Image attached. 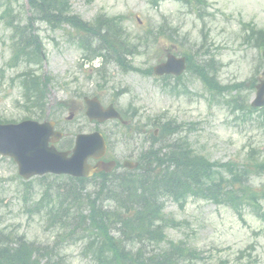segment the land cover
I'll list each match as a JSON object with an SVG mask.
<instances>
[{"label":"rangeland","instance_id":"1","mask_svg":"<svg viewBox=\"0 0 264 264\" xmlns=\"http://www.w3.org/2000/svg\"><path fill=\"white\" fill-rule=\"evenodd\" d=\"M208 2L210 7L202 11L199 17L189 6L171 1H165L156 7L152 6L150 0H71L73 11L85 20H92L101 12L107 15H127L125 27L132 35L143 34L148 26L166 20L188 35L189 43H183L180 38L178 46L169 37L161 38L155 45L152 41H147L148 46L144 42L139 50L141 53L133 58L134 64L143 69L156 66L160 57L165 59L163 54L168 48L172 47L175 51L183 48L193 53L199 50L203 41L202 32L205 30L209 34V41L202 47L203 51H207L203 57L208 59L215 54L221 63V83L244 81L257 76V66L261 62L260 50L247 38L245 24L253 22L264 28V0ZM7 3H11L15 13L19 11L26 19L25 0H0V14ZM39 29L47 49L45 70L54 81L49 89L48 104L52 106L50 113H53L60 101L72 104L75 117L67 122V110L60 123L61 127L69 131V135L96 129L97 125L89 121L82 111L84 103L76 97L78 91L88 96L98 93L97 84L102 81L100 94L108 101L115 99L122 110H128L130 117L129 111L135 106L138 108L134 121L153 122L167 115L179 122H186V127L189 128H185L184 134L189 136L198 152L207 155L212 161H240L252 147H256L261 152V158H264V126L258 125L251 118H236L229 107L218 102V97L212 101L213 97L198 78L190 73H185L190 93L183 94L180 98L167 95L158 77L136 71L124 72L114 65L109 68L107 81L98 80L95 76L89 78L87 74L91 63L83 61L77 46L63 41L61 31H50L43 24ZM10 34L11 30L4 25L0 15V118L22 120L29 113L22 105L20 78L17 75L19 69L6 66L12 53ZM95 64L98 65V61ZM263 66L264 64L261 71ZM117 92L121 94L118 95ZM254 94L255 91L251 90L250 99ZM99 128L101 131H114L116 124L103 123ZM145 137L135 135L134 140H129L122 135H113L110 153L124 160L128 154L147 144ZM17 171L15 162L0 158V227L24 233L31 241L55 244L70 264H95L91 256L83 252L84 244L80 240L59 239L57 230L54 232L47 227V216H28L23 212L25 196ZM64 181L65 178L56 180L53 176H48L44 182L34 180L33 192L26 196L27 202L33 204L43 197L46 190L48 194H55L59 184ZM253 183L260 187L264 180L256 177ZM166 212L181 223L178 227L168 228L169 238L184 240L190 246L204 251V261H199L198 264H216L222 258L230 264H264V223L255 215L246 212L244 218L240 219L227 206H217L210 200L197 198H190L183 209L177 203L167 200Z\"/></svg>","mask_w":264,"mask_h":264},{"label":"trees","instance_id":"2","mask_svg":"<svg viewBox=\"0 0 264 264\" xmlns=\"http://www.w3.org/2000/svg\"><path fill=\"white\" fill-rule=\"evenodd\" d=\"M27 2L29 12L25 24L9 13L12 11L10 5L3 12L5 18L12 17L7 19L13 28L12 64H19L21 60L42 62L44 51L37 30V24L41 23L53 30L70 25L79 38L88 36L86 45L99 38L96 48L91 50L94 55L103 50L112 51L117 61L126 64L124 54L131 50L115 18L84 21L80 15L73 14L69 0ZM258 38L259 45H264V34ZM201 74L206 78L209 76L206 70ZM171 127V123L163 125L162 148H148L138 174L112 180L101 178L95 183L97 190L85 192L86 195L82 193L87 188L86 179L69 178L72 194L65 198L69 206L66 210L60 203L53 214L61 224L72 228L71 233L80 232L82 237L92 238L88 247L98 264H196L194 260L202 259L201 251L182 241L168 240V245L162 247L167 240L165 227L175 225L164 212L167 197L184 204L188 196L201 195L218 203H228L236 210L246 201L259 204L258 194L243 179L246 176L243 174L248 172L247 165L240 168L232 163H213L193 153L185 140L172 142L168 136ZM164 136H168L167 139ZM163 147L167 150L161 151ZM254 165L261 167L256 162ZM258 213L264 218V204L259 206ZM6 242L7 245L0 248V264H66L54 247L37 246L12 232L6 233Z\"/></svg>","mask_w":264,"mask_h":264},{"label":"water","instance_id":"3","mask_svg":"<svg viewBox=\"0 0 264 264\" xmlns=\"http://www.w3.org/2000/svg\"><path fill=\"white\" fill-rule=\"evenodd\" d=\"M177 67L179 73L183 68V59L175 62L169 61L162 65L159 72H168ZM257 103H264V80L258 86ZM97 114L100 112L97 111ZM29 122L20 125H1L0 124V152L13 155L21 163L20 173L30 177L36 173L52 170L59 173H72L78 176L89 175L91 167L88 166V157H99L105 152L102 139L97 135L80 136L75 154L69 159L65 153H58L53 149L49 152L42 150L40 145L39 132L29 127ZM101 149L100 151H98ZM90 168V169H88Z\"/></svg>","mask_w":264,"mask_h":264},{"label":"bare ground","instance_id":"4","mask_svg":"<svg viewBox=\"0 0 264 264\" xmlns=\"http://www.w3.org/2000/svg\"><path fill=\"white\" fill-rule=\"evenodd\" d=\"M166 148V147H165ZM163 149H164V147H163Z\"/></svg>","mask_w":264,"mask_h":264}]
</instances>
